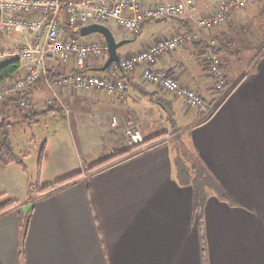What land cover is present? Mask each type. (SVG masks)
<instances>
[{"label":"crops","instance_id":"0c3cea01","mask_svg":"<svg viewBox=\"0 0 264 264\" xmlns=\"http://www.w3.org/2000/svg\"><path fill=\"white\" fill-rule=\"evenodd\" d=\"M170 1L143 0L145 6ZM223 1L195 0V11L187 14L199 13L197 4L213 9ZM181 22L189 20H150L140 33L126 32L124 38L118 36L121 28L114 23L107 26L117 39L128 41L118 54L129 58L159 39L191 31V25L183 27ZM9 36L8 45L20 49L34 34ZM81 39L104 38L89 35ZM6 41L0 39V48ZM208 45L201 35L197 41L192 39L162 54L152 64L122 73L127 83L122 98L97 90L75 95L70 87L52 94L44 82L25 93L38 110L35 121L39 115H54L47 113L51 105L87 98L92 112L76 115L98 117L100 124L109 126L117 140L108 157L128 149L124 141L128 127L139 125L150 139L161 134L155 126L159 117H171L177 133L188 138V146L229 196H207L203 230L195 209L194 187L182 185L178 179L169 135L103 171L86 172L84 165L77 169L66 162L59 165L67 167L70 175L82 176L57 192H36L33 199L18 201L0 216V264H264V55L246 61L249 65L232 75L224 69L227 84L216 90L212 69L202 65ZM242 61L239 58L237 63ZM105 63L106 56L91 58L83 70L105 75L107 72L101 71ZM146 69L171 73L198 91L215 112L205 117L183 98L147 82L143 77ZM76 70L74 59L57 67L62 74ZM8 110L3 114L13 123ZM48 153L46 149L45 157ZM43 166L45 169V162Z\"/></svg>","mask_w":264,"mask_h":264},{"label":"built area","instance_id":"2783aa9c","mask_svg":"<svg viewBox=\"0 0 264 264\" xmlns=\"http://www.w3.org/2000/svg\"><path fill=\"white\" fill-rule=\"evenodd\" d=\"M249 0H224L222 6L212 14L200 19L203 27L220 25L226 21L230 12ZM195 0L171 2L158 6H145L143 0H0V36L13 33L34 34L33 38L20 49H0V66L18 60L20 68L10 79L0 85V118L1 107L13 98L20 97L19 108L27 115L36 113L34 102L25 95L28 88L41 80L55 75L50 87L55 89L70 87L77 90H97L111 96L122 98L126 94L127 83L122 73L134 71L138 66L152 64L162 54L177 50L185 44L189 36L175 34L157 40L145 50L129 58H120L105 75L89 74L83 69L91 58L107 56V45L104 39L84 41L82 36L73 33L89 24L114 23L115 26L132 34H138L150 20L171 18L183 19L185 15L195 11ZM67 24L68 31L65 28ZM74 59L77 70L70 73H59L57 67ZM212 72L216 89L222 90L227 84V77L221 67V60L213 57ZM144 79L159 86L166 92L183 98L191 107L209 117L215 112L204 97L194 88L184 84L169 72L146 69ZM53 101H50L51 105ZM85 105V103L83 102ZM71 109H66L68 115ZM117 125V119H113ZM125 136L132 146H144L145 137L139 126H130ZM144 146V147H143Z\"/></svg>","mask_w":264,"mask_h":264},{"label":"rangeland","instance_id":"374dc122","mask_svg":"<svg viewBox=\"0 0 264 264\" xmlns=\"http://www.w3.org/2000/svg\"><path fill=\"white\" fill-rule=\"evenodd\" d=\"M178 1L183 0H171L170 3ZM221 6L222 3L213 9H208L197 4L199 13L191 14L192 17H190V14H186L180 20L187 19L189 20L187 24L192 26L191 31L185 32L189 36L185 43L192 39L197 41L201 35L207 38L209 45L206 49L208 54L206 59L217 56L213 54L211 46H229L230 52L228 54H219L218 58H221V62H224V60L228 62L226 69L223 68V70H227V73L232 75V71L248 66L249 64L246 61L253 60L252 58L257 55H264V0H249L246 4L235 7L226 18V21L220 25L208 28L200 25V19L217 11ZM188 13H190V10ZM120 32L117 31L120 38H124L127 35L123 29ZM99 35L91 34L90 37L94 38ZM0 37L2 41L8 40L0 49H12L8 45L10 41L8 36L2 35ZM119 37L118 39L116 38L117 41H121ZM135 45L133 44V47ZM225 50H227V47ZM239 58H243L241 63H237ZM107 59L108 55L106 56V61ZM225 70L224 72L227 74ZM213 79L214 88L216 89L215 77ZM53 81L50 76L47 80L43 79L39 82H44L52 92L53 89L50 85L53 84ZM57 91L59 89H55L53 92ZM86 91L88 90L75 89V95ZM7 108L9 109L8 112L12 114L11 118L14 123L9 130V138L15 154L24 161L26 169L15 163L4 165V167L0 168V204L8 200L16 201L17 204L18 201L33 199L36 192H38V188L66 178L71 172H68L70 170L66 169L67 167L59 168V165L63 164V162L77 169L84 165V171L87 172L89 167L106 159L108 150L116 146L117 138L112 137L114 134L109 132L111 130L109 126L100 124L98 117L93 119L90 115H76V112L81 114L82 112L84 114L92 112V104L87 98L80 97L75 102L67 101L56 106L55 104L51 105V108L56 110L55 114L51 117L46 114L39 115L34 123H30V121L25 119L27 115L19 108L18 102L12 106L1 107L2 118H0V122ZM66 109H71L68 115L65 113ZM37 114L38 110L36 108V113L32 116L35 117ZM155 126L159 128L160 133L170 132L167 136L172 135L169 142L173 149L175 160H178V158L187 160L188 149H191L186 142L188 138L184 134L177 133L179 129L171 117L167 116V114L163 115V120L159 117V121ZM124 141L129 146L125 150L134 148L131 154L141 150L142 146H132L126 136ZM44 146L49 153L47 157L44 154L41 160V151ZM44 162L45 169H43ZM57 164L58 166L55 167Z\"/></svg>","mask_w":264,"mask_h":264},{"label":"trees","instance_id":"16d2710c","mask_svg":"<svg viewBox=\"0 0 264 264\" xmlns=\"http://www.w3.org/2000/svg\"><path fill=\"white\" fill-rule=\"evenodd\" d=\"M182 23L183 27H187L186 23ZM66 30L68 31L67 24L64 25ZM74 36H80V32L73 33ZM227 47V50L225 48ZM211 46L213 54L217 56H212L218 58L219 54L225 53L228 54L229 46ZM108 55V51L106 53ZM227 61L224 60V62H221L222 69H226ZM214 64L213 58L206 59L203 61L202 65L206 67V69H212V66ZM110 66L108 69H106L104 72H108V70L111 68ZM20 68V62L18 60H13L7 63H4L0 66V85L5 82L7 79L12 78L19 70ZM20 100V97H13L9 100H7L4 103V108L8 105L12 106L13 104H16ZM56 112V110H53V108L48 109L47 113H53ZM26 120L30 121V123L35 122L34 116H26ZM14 125V123L8 122L7 115L4 114V118L0 122V166L9 165V164H18L24 169H26V166L24 164V161L17 157V155L14 152L13 146L11 144L10 138H9V130ZM168 133H161L157 136H154L153 138L146 139L144 142V145L147 147L151 145L153 142L158 141L160 139H163V137H166ZM137 148V147H136ZM133 149L129 150H122L117 151L113 155L107 157L106 159L101 160L100 162L92 165L89 167L90 171L99 170L103 171L105 168H108L110 166H113L117 163H120L122 161H125L131 157H134L135 155L141 153L142 150L135 154H131ZM46 151V147L44 146L41 151V160L44 157ZM189 153L186 155L187 160H183L182 158H178L175 161L176 169H177V175L180 183L182 185L184 184H191L194 187L195 190V209L198 213V219L201 224V228L203 230V206L205 199L210 193L217 194L218 196L222 198L229 199V196L226 192V190L223 188V186L220 184V182L212 175V173L205 167L202 160L200 159L199 155L192 149H188ZM82 176V173H76L73 175H70L66 178H63L61 180H58L50 185L43 186L41 188H38L39 193H53L57 192L64 187H66L71 182L77 180L79 177ZM16 205V201L8 200L4 203L0 204V216L5 214L6 212L13 209ZM26 215V219L27 220ZM205 246H204V255L206 257L205 252Z\"/></svg>","mask_w":264,"mask_h":264},{"label":"water","instance_id":"95a60500","mask_svg":"<svg viewBox=\"0 0 264 264\" xmlns=\"http://www.w3.org/2000/svg\"><path fill=\"white\" fill-rule=\"evenodd\" d=\"M91 34H100L106 41L107 50H108V59L105 65L103 66V68L101 69V71H105L113 64L118 63L120 60L118 50L128 41L126 40L117 41L113 31L105 24L94 23V24L86 25L80 29V36L82 37H87ZM29 208L30 206L26 208V211Z\"/></svg>","mask_w":264,"mask_h":264}]
</instances>
